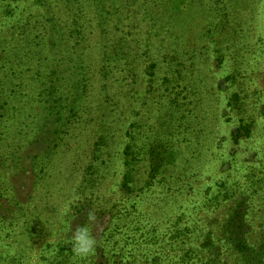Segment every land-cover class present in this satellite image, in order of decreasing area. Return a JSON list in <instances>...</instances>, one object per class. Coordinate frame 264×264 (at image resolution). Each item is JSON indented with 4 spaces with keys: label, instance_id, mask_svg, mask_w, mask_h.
I'll return each instance as SVG.
<instances>
[{
    "label": "rangeland",
    "instance_id": "374dc122",
    "mask_svg": "<svg viewBox=\"0 0 264 264\" xmlns=\"http://www.w3.org/2000/svg\"><path fill=\"white\" fill-rule=\"evenodd\" d=\"M262 120L264 0H0V264H264Z\"/></svg>",
    "mask_w": 264,
    "mask_h": 264
},
{
    "label": "clouds",
    "instance_id": "9594fccd",
    "mask_svg": "<svg viewBox=\"0 0 264 264\" xmlns=\"http://www.w3.org/2000/svg\"><path fill=\"white\" fill-rule=\"evenodd\" d=\"M264 123V120L260 121ZM223 134V133H222ZM264 143V141H258L257 144ZM68 209L65 208L64 212L67 213ZM95 219V216L92 212L88 213L87 221L85 225L79 226L74 230V234L71 238L72 251L74 255L81 259H86L89 256H92L96 252L97 242L93 238L89 224ZM9 255L15 254V249H8Z\"/></svg>",
    "mask_w": 264,
    "mask_h": 264
},
{
    "label": "trees",
    "instance_id": "16d2710c",
    "mask_svg": "<svg viewBox=\"0 0 264 264\" xmlns=\"http://www.w3.org/2000/svg\"><path fill=\"white\" fill-rule=\"evenodd\" d=\"M263 253H264V251H263Z\"/></svg>",
    "mask_w": 264,
    "mask_h": 264
}]
</instances>
